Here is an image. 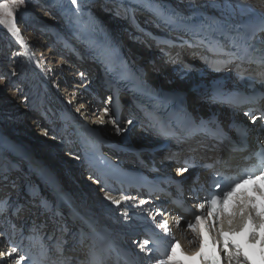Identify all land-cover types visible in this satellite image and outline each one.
Here are the masks:
<instances>
[{
  "label": "bare ground",
  "instance_id": "6f19581e",
  "mask_svg": "<svg viewBox=\"0 0 264 264\" xmlns=\"http://www.w3.org/2000/svg\"><path fill=\"white\" fill-rule=\"evenodd\" d=\"M28 1L23 0L26 8L19 9L16 14L27 15L26 18H35L30 9L33 7L38 9L36 18L39 21L31 27L42 35L38 38L40 39L38 45L40 47L45 44L49 45L47 37L52 36L57 39L62 50L58 51L59 54L56 53V58H52L51 61L58 59V64L46 69L49 75L42 82L40 74L43 72V68L45 69L43 65L37 68L32 63L26 62L23 67V71L31 73V82L36 83L39 88L38 93L45 92L47 89L53 90L54 94L52 93V98L49 99L51 100L50 114L52 117L49 118L51 124L48 126L47 135L50 137H44L35 147H28L30 145L28 137L23 139L13 131L14 135L22 138L16 140L14 136L3 137L0 133V153H2L0 155V227L11 231L10 223H5V220H2L3 216L7 215L3 213L6 212L7 205L10 204L8 213L13 207L19 208V211L22 212L21 215H25L26 224L38 229H45L48 232L55 226L63 237L69 239L75 234L74 226L65 219L64 209H62L61 217H57L56 209L57 199L66 196L100 224L107 226L112 231L113 238L121 246L131 250L137 258L142 260L144 257L145 260L147 254L143 249L144 242L140 240V227L148 226V220L155 219L151 213V203L147 200H137L132 196L122 197L119 194L111 195L113 199L119 201L118 205L105 199L106 193L100 190L98 181L93 178L94 175L84 168L83 161L75 149L71 118L73 117L81 123H90L116 144L126 145L136 140L140 129L138 121H134L129 130L124 128L125 124H122V130L117 131L119 127L113 123L109 115L110 93L104 90L107 85L105 78L108 75L117 74L118 68L127 67L121 50L130 57L136 56L135 52L140 51L137 45L139 40L131 37L136 25H141L146 29H149L150 25L146 19L142 18H136L138 23H135L129 15L125 14L119 4L110 0H77V5H73L71 0ZM213 5L218 7V1L206 4L207 7ZM219 8L224 7L219 6ZM115 17L117 20H114ZM80 20H85L83 29L79 27ZM5 32L8 36L14 37V40L19 41L9 31L4 30ZM83 37H87L90 42L86 44ZM127 39H131V41L134 39L136 44H133L134 46L128 44ZM21 45V51L27 56L26 46ZM96 52L100 56H97ZM61 54L70 64L67 65L66 73L63 71L65 69H62L63 63L59 62L58 57H61ZM76 65L77 67H75ZM91 66L96 67V72L93 73L94 78H91L93 72L90 69ZM67 72L71 75L68 80L65 78ZM167 78L172 79L171 77ZM47 81L49 83L52 81L54 86ZM61 83L62 86H65V83L68 85L66 84L67 89L59 96L57 90ZM188 83L189 81L186 84ZM13 84L15 82L10 83L12 86ZM98 87L99 89H97ZM107 95L106 113L100 105L103 104L102 97L105 98ZM15 99L16 97H14ZM20 101L15 100L14 107H17ZM123 101L122 104H124ZM191 105L195 107L194 103H190ZM25 110L26 112L20 109L22 114L20 119L26 122L25 126L20 129L30 133L38 131L39 118L28 111L27 107ZM40 123L44 124L43 121ZM41 135H46V133L42 132ZM36 144H32V146ZM51 148L55 151L57 149L58 156L46 155L47 151L51 152ZM36 154L38 156H34ZM69 166L73 168L71 175L67 172ZM60 179L66 184H62ZM17 183L18 187L15 190ZM9 192L11 194L7 195ZM79 192L83 194L81 195ZM141 201L144 203L142 204ZM44 203L46 204L45 208H43ZM159 213L170 219L171 213L161 210ZM18 222L19 220H16L15 224ZM154 224L158 223L154 220ZM181 240L186 241L187 239L181 237ZM184 245L191 248L185 242ZM9 253L11 255H8ZM21 263L16 259V252L8 249L0 241V264Z\"/></svg>",
  "mask_w": 264,
  "mask_h": 264
},
{
  "label": "rangeland",
  "instance_id": "374dc122",
  "mask_svg": "<svg viewBox=\"0 0 264 264\" xmlns=\"http://www.w3.org/2000/svg\"><path fill=\"white\" fill-rule=\"evenodd\" d=\"M2 2H7V1L4 0L0 1V3ZM7 3L10 6H12L11 1H8ZM25 5L26 4L18 3L15 6H12V8L15 15L16 26L19 29L20 36L23 40L22 44L26 46L27 56H25L24 52L21 51L22 45L20 44V42L14 40V37L12 38V36L11 37L8 36L6 32L4 33V30L8 31V29L4 25H0V133L3 137L14 136L16 140H21L22 138L26 139L28 137L29 138L28 142L30 143L28 147H35L41 142V139H44V137L47 138L50 137L49 135H47L49 129L48 126L51 124L49 118L52 117L50 114V110H52V106L50 107L51 100L49 99L52 98L53 90L47 89V91L45 92L43 91L42 93H38L37 91L39 90V88L36 86V83L31 82V76H30L31 73L29 71H23V67L25 66L26 62L32 63L33 66L37 68L43 65L45 69L43 68V72H41L40 74V81L41 82L44 81L49 75V73L46 72V69H49L48 67L58 64V59L57 61L56 60L51 61V60L52 58L54 59L57 57L56 53L58 54L60 53L58 51L62 50V46L58 44V42L56 41L57 39L55 37L53 38L52 36L47 37V41L49 42V45L45 44L42 47L38 45L40 40L38 38L42 37V35L41 33L31 28L32 26H34V23L39 21L36 18L38 9L36 8L34 9V7L33 9H30V11H33V15H35V18H31V17L26 18L27 15L22 16L16 14V12L19 9L26 8ZM114 20H117V18L115 17ZM128 40L129 39H127L128 44L130 45L136 44L134 39H132L133 43L131 39L129 40L130 42ZM137 45H139V42ZM58 58H59V62L61 61L63 63L62 69H65L63 71H65L66 73V71H68L67 65L70 64L66 62L64 55L61 54V57ZM75 67H77V65ZM90 69L93 71L91 78H94L93 73L96 72V67L91 66ZM70 76H71L70 73L67 72L65 78L68 79ZM11 82H15V84H13L12 86L10 85ZM52 83L53 82L51 81V83L49 84L54 86V84ZM66 84L68 85V83H65V86ZM65 86L64 85L62 86V83L61 85L59 84L57 90L59 91L58 93L59 96L64 92L65 89H67ZM97 89H99V87ZM91 95L93 96V94ZM14 97H16L15 99L16 101L21 100L20 103L17 105V107L16 106L14 107L13 105V102L15 101ZM107 97L108 95L105 96V98L104 96L102 97L103 104L101 103L100 105L101 108L104 109L107 108ZM25 107H27L28 111L34 113L39 118L40 121L44 122V124L40 123V121L34 117L36 120H38V123L40 124L39 128L37 129L38 131H34L30 133L20 129L22 128V126L24 127L26 124L25 121L20 119V116L22 115L20 113V109H23L26 112ZM13 131L17 132L18 133L17 135L21 136L22 138L14 135ZM42 132L46 133V135H41ZM35 143L37 144L32 146V144ZM57 152H58L57 149L55 151L52 150L51 148V152L47 151L46 155L50 156L51 154H54V156H56ZM67 152H69V150H67ZM1 154L2 153H0V155ZM34 156H38V155L36 154ZM54 162L52 161V163ZM72 169L73 168L71 166H69V168L67 169V172L70 175L73 171ZM60 181L62 184L64 185L66 184L61 179ZM17 187H18V183L15 186V190ZM9 194H11V192L7 193V195ZM79 194L82 195L83 193L79 192ZM8 207H10V205H8Z\"/></svg>",
  "mask_w": 264,
  "mask_h": 264
},
{
  "label": "snow or ice",
  "instance_id": "6c2138e0",
  "mask_svg": "<svg viewBox=\"0 0 264 264\" xmlns=\"http://www.w3.org/2000/svg\"><path fill=\"white\" fill-rule=\"evenodd\" d=\"M18 3H23V0H11L12 6H15ZM71 3L73 5H77V0H71ZM10 6L7 2H2L0 3V25H4L9 33H11L13 36H15L20 43H23V40L20 36L19 29L16 26V20H15V15L13 12V8ZM105 112L107 113V109H105ZM245 115H250L253 123L256 122L257 119H264V116L257 117L254 115H251L249 112H245ZM131 123V122H130ZM122 129L117 128V131H121ZM260 167L264 168V156L261 157V163ZM187 169H180L179 171H186ZM256 177L252 174H247L245 178V174H241L240 177L234 179L231 183L224 185L220 182H215L213 187L216 189V191H213L210 193L209 197L207 198V203L209 205V215L211 216H218V215H223L224 214V203L231 197L235 191L236 188H239L242 183H249L254 181ZM260 178H264V171L260 173ZM256 191H260L259 189H256ZM264 195V193H262ZM127 198V197H126ZM105 199L110 200L113 204H119L118 200L113 199L111 195L108 193L105 194ZM143 204L144 202L141 201ZM217 205H219V210L217 211ZM198 207L202 210L205 207L204 203H200ZM237 208L239 209V213L241 216V219L244 220H251L253 223H255L256 218L264 215V213H260L256 210L254 206V201L248 200L246 201V206H242L239 203L237 204ZM193 219L197 222L196 225H194L191 222H188L186 224V227L191 230L192 232H197L198 231V224L202 219H207L206 217L198 216L193 214ZM228 224H229V230L231 229V225L233 223V217L228 216ZM243 226V225H241ZM259 225H257L258 227ZM160 227L164 228L165 231L168 229V223L167 221H163L160 223ZM220 231L223 232V226L221 225ZM251 239L255 241L257 239L256 233H252ZM147 243V241H145ZM170 251L166 253V258L165 259H160L159 264H184L182 261H178L176 259V254L175 250L177 247H179L178 242H170L168 245ZM13 252L16 251V248L13 247L12 249ZM196 253H193L195 255ZM8 255H11L10 253ZM229 255V260L230 264L232 261H234V264H250L249 258L247 255H243L241 251L239 250V247L237 246L234 253H230ZM242 257V258H241ZM23 259V257H21ZM95 264V262H93ZM206 264H215V262H206Z\"/></svg>",
  "mask_w": 264,
  "mask_h": 264
},
{
  "label": "water",
  "instance_id": "95a60500",
  "mask_svg": "<svg viewBox=\"0 0 264 264\" xmlns=\"http://www.w3.org/2000/svg\"><path fill=\"white\" fill-rule=\"evenodd\" d=\"M191 76H193V75L192 74L189 75V77L187 79H189ZM187 81L188 80H186V82ZM175 88L180 89V90H184V91H188L189 90L188 86H186V87H178V85H175Z\"/></svg>",
  "mask_w": 264,
  "mask_h": 264
}]
</instances>
